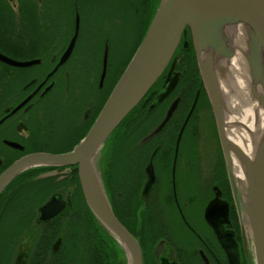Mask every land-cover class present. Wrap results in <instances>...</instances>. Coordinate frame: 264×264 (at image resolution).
Wrapping results in <instances>:
<instances>
[{
    "label": "flooded vegetation",
    "instance_id": "flooded-vegetation-1",
    "mask_svg": "<svg viewBox=\"0 0 264 264\" xmlns=\"http://www.w3.org/2000/svg\"><path fill=\"white\" fill-rule=\"evenodd\" d=\"M102 1L91 0L89 9L90 0H0V53L37 61L27 68L0 61V176L26 155L71 151L133 58L139 46L128 62H117L113 37L122 21L85 19L103 8ZM149 94L99 159L105 164V149L114 150V212L129 220L144 264H255L189 33ZM60 174L50 180L45 199H22L24 185L34 180L19 179L22 174L4 188L0 264H72V216L81 187L76 168L38 177ZM52 198L64 208L41 220ZM80 216L86 223V215ZM78 240L83 250L85 237Z\"/></svg>",
    "mask_w": 264,
    "mask_h": 264
},
{
    "label": "water",
    "instance_id": "water-1",
    "mask_svg": "<svg viewBox=\"0 0 264 264\" xmlns=\"http://www.w3.org/2000/svg\"><path fill=\"white\" fill-rule=\"evenodd\" d=\"M188 33L213 106L246 240L253 248L255 264H264V0H160L141 44L86 136L69 152L33 153L20 158L0 176V194L29 170L76 168L84 200L95 220L124 251L128 264H144L139 240L114 212L99 159L114 133L156 85ZM238 53L245 71L242 86L231 72V61ZM0 61L20 68L37 63L16 61L1 53ZM106 64L107 59L105 68ZM242 96L244 105L248 99L256 104L252 125L247 123L248 117L246 122L240 118L234 121ZM175 107L157 131L171 118ZM234 131L240 137L245 133L251 158L237 144ZM212 205L215 203L211 209ZM63 208L64 204L52 198L41 209V220L54 218Z\"/></svg>",
    "mask_w": 264,
    "mask_h": 264
},
{
    "label": "rangeland",
    "instance_id": "rangeland-1",
    "mask_svg": "<svg viewBox=\"0 0 264 264\" xmlns=\"http://www.w3.org/2000/svg\"><path fill=\"white\" fill-rule=\"evenodd\" d=\"M160 0H103L102 4H104L103 8L97 10L92 13L91 17L89 15L85 17V19H96L103 20L107 23L108 21L111 24H114L115 19L119 20L120 26L117 25L116 33L113 37V42L115 44L114 49L115 52L120 56L117 62H128L130 58H132L133 53L139 46L143 36L147 32V28L149 26V21L154 18L156 8L159 5ZM89 9H91V0L89 2ZM97 9V8H96ZM153 20V19H152ZM107 31V29H106ZM208 128V126H207ZM202 135L203 132H209V128L205 131L201 130ZM203 140V139H202ZM108 146H106L107 148ZM107 152L104 154L103 158L107 160V155L111 157L110 159V183H112V194H113V183H114V170H113V152L105 149ZM114 151V150H113ZM60 174L55 177V179L59 178ZM61 178V177H60ZM54 178L47 177H36L34 180H29L23 187V196L22 199L32 198L34 200H41L47 198L50 193L51 185L50 180H55ZM69 179V178H68ZM67 179V180H68ZM73 188V195L75 194V185ZM36 194V195H35ZM113 197V196H112ZM79 200V199H78ZM76 207L79 209V212L84 215L85 212L80 209V204L75 201ZM77 213V212H76ZM87 217V216H86ZM83 218V217H82ZM80 217V219L82 220ZM73 225L79 222V214L72 216ZM75 229L77 227H74Z\"/></svg>",
    "mask_w": 264,
    "mask_h": 264
},
{
    "label": "trees",
    "instance_id": "trees-1",
    "mask_svg": "<svg viewBox=\"0 0 264 264\" xmlns=\"http://www.w3.org/2000/svg\"><path fill=\"white\" fill-rule=\"evenodd\" d=\"M152 19L149 21V26L151 24ZM149 96L150 94H148L145 97V99L141 102V104L131 113V115L126 120H128L132 116V114H134L136 110H138L140 107H142L145 104ZM118 130L114 133V135L108 142V145H107L108 147L112 146L115 134L118 132ZM111 151L113 152V150ZM107 157L108 158L105 164L103 165L100 164L99 167L102 173V177H103L104 184L106 186L108 195L110 197L112 205H114V200L112 197L113 196L112 183H110V159L111 157L109 155H107ZM52 170H55V168H36V169L29 170L23 173L19 177V179H23V180L33 179V178L40 176L41 174L47 173ZM74 180L77 183H79L78 176H76ZM76 200H77V203L80 204V209L84 211L81 205L82 201L84 202V197H83L81 187L78 189ZM76 207L78 206L75 203L74 208H73V215H76V212L79 214V222L77 223V225L76 224L72 225V244L74 246L73 252H72V258H71L72 264H128L127 257L124 251L119 247L117 242L95 220L94 216L88 209L87 205L85 206V210H86L85 214L87 216V217L85 216L86 223H84L80 219L81 213L79 212V209H78L79 207L78 208ZM121 220L120 221L125 226L129 227V220L124 219V218H121ZM74 227H77V228L75 229ZM81 234L85 237L84 247L82 246L83 250L80 249L81 244L78 240ZM76 245H79V246L75 248Z\"/></svg>",
    "mask_w": 264,
    "mask_h": 264
},
{
    "label": "bare ground",
    "instance_id": "bare-ground-1",
    "mask_svg": "<svg viewBox=\"0 0 264 264\" xmlns=\"http://www.w3.org/2000/svg\"><path fill=\"white\" fill-rule=\"evenodd\" d=\"M232 63V67H231V72L233 73V76L235 77V80L238 83L239 86H242V80L241 78L244 77L245 71L243 70V65H242V55L241 53H238V55L231 61ZM224 91V88H223ZM242 92V91H241ZM243 93V92H242ZM225 94V92H224ZM228 95L231 98V93H228ZM244 95V93H243ZM226 96V95H225ZM229 98V97H228ZM229 98V99H230ZM240 102H241V107L240 108H236V115L234 116V121H237L236 118H240L241 121L243 120L244 122H246V120L244 118L248 117L247 123L252 125V119H254V113H255V108H256V104L255 103H251L248 99V102L244 105L243 104V96L239 98ZM231 101H233V99H231ZM244 105V107L242 106ZM236 136H235V140L237 142L238 145H240L248 154V156L251 158V156H253V153L251 152V147L249 146V143H246L245 141H248L246 139V135L244 132H242L243 136L240 137V135L238 136V132L234 131ZM238 136V137H237ZM237 161L234 160L235 163V167L237 168V172L240 171V176L243 177L240 167L238 165V163H236ZM239 173V172H238Z\"/></svg>",
    "mask_w": 264,
    "mask_h": 264
}]
</instances>
